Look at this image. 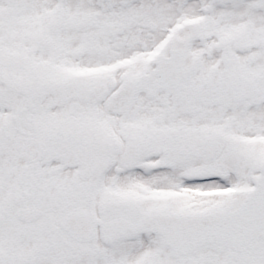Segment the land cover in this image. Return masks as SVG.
<instances>
[{
    "label": "snow or ice",
    "instance_id": "6c2138e0",
    "mask_svg": "<svg viewBox=\"0 0 264 264\" xmlns=\"http://www.w3.org/2000/svg\"><path fill=\"white\" fill-rule=\"evenodd\" d=\"M0 264H264V0H0Z\"/></svg>",
    "mask_w": 264,
    "mask_h": 264
}]
</instances>
